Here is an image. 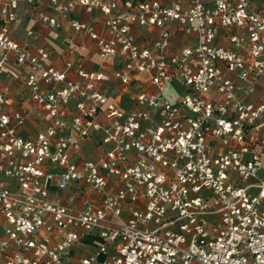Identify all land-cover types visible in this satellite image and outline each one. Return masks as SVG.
Wrapping results in <instances>:
<instances>
[{"label": "built area", "instance_id": "1", "mask_svg": "<svg viewBox=\"0 0 264 264\" xmlns=\"http://www.w3.org/2000/svg\"><path fill=\"white\" fill-rule=\"evenodd\" d=\"M21 3L51 27L99 8L103 31L70 26L117 58L118 100L101 85L109 73L74 80L70 62L49 65L35 30L12 39ZM136 27L157 34L141 46ZM11 54L49 120L33 138L1 89ZM84 143L100 150L81 158ZM52 185L79 204L52 201ZM0 264H264V12L250 0H0Z\"/></svg>", "mask_w": 264, "mask_h": 264}, {"label": "crops", "instance_id": "2", "mask_svg": "<svg viewBox=\"0 0 264 264\" xmlns=\"http://www.w3.org/2000/svg\"><path fill=\"white\" fill-rule=\"evenodd\" d=\"M44 2L46 0H43ZM169 3V0H162ZM251 7L264 12V0H250ZM123 6H127L124 2ZM44 10L43 4H38L36 8ZM31 9L21 3L17 10V19L9 26V35L16 41L22 40L25 32L29 29L35 30L37 38L33 40L34 44L46 46L49 51L47 63L56 68H64L66 62L71 63V68L67 77L77 80L76 69L86 71L102 70L109 73L110 79L104 81L101 85L114 100H118L119 84L113 78L112 70L119 66L117 58H109L102 61L96 51L95 42L86 34L74 31L70 26V19L76 18L94 25L97 31H103L102 22L104 15L99 8L93 7L90 11L85 10L83 6L77 5L71 12L59 14L57 19L60 22L59 27L36 25L31 22ZM135 40L141 46H147L156 36L157 30L152 28L134 29ZM186 37L181 32H176L172 38L173 46H180L186 42ZM28 73L26 65H18L15 57L11 54L9 61L5 66V73L2 77L1 89L7 97L9 107L13 110L25 109L28 115L22 125L18 127V134L25 138H33L37 132L43 130L49 120L45 117L46 111L35 104L30 96V92L25 86V80ZM42 86H44L42 84ZM106 86V87H105ZM122 106L127 107L130 101L123 97L120 100ZM100 150L92 149L89 144L84 143L79 151V157L88 158ZM50 198L52 201L61 203L79 204L77 198L73 197L71 190L59 191L54 185L50 186ZM93 245L87 240L85 243L76 244L72 249L71 261H76L83 255L92 251Z\"/></svg>", "mask_w": 264, "mask_h": 264}]
</instances>
